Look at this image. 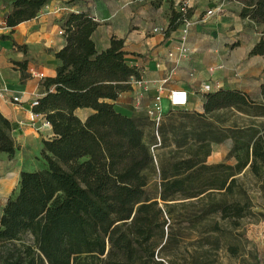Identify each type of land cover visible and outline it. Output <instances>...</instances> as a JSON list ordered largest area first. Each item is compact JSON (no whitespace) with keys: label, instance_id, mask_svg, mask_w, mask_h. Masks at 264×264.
I'll list each match as a JSON object with an SVG mask.
<instances>
[{"label":"trees","instance_id":"trees-1","mask_svg":"<svg viewBox=\"0 0 264 264\" xmlns=\"http://www.w3.org/2000/svg\"><path fill=\"white\" fill-rule=\"evenodd\" d=\"M50 1L14 0L7 27L35 19ZM233 1L244 6L243 19L264 27V0ZM192 15L184 3L178 11L172 4L168 33L186 25ZM98 26L85 13H72L65 20L66 45L55 54L60 63L57 76L45 81L44 95L34 109L56 138L44 142L45 165L39 173L43 199L52 214L27 223L29 242L7 237L0 218V264H165L157 260L168 226L164 215L181 218L184 215L176 217L175 209L188 207L174 203L194 199L202 218L219 214L224 220H239L247 215L249 204L214 201L213 192L233 196L236 177L247 168L264 178V133L234 144L230 155L237 160L235 166L208 165L205 160L212 143L221 139L210 118L225 109L256 107L248 94L240 90L207 94L203 114H180V131L175 130L178 120L164 129L162 122L159 127L149 123V117H127L112 102L131 89L129 83L140 79V71L125 61L122 40L113 38L111 47L99 52L93 40ZM250 56L264 58V31ZM261 97L264 100V85ZM78 111L92 113L83 120ZM151 128L154 140L146 137ZM157 149H169L171 159L159 169L158 189L150 190ZM17 150L13 124L0 112V156L14 157ZM64 151L87 160L84 178L103 172L96 186L84 187L77 174L63 166L59 155Z\"/></svg>","mask_w":264,"mask_h":264},{"label":"crops","instance_id":"crops-1","mask_svg":"<svg viewBox=\"0 0 264 264\" xmlns=\"http://www.w3.org/2000/svg\"><path fill=\"white\" fill-rule=\"evenodd\" d=\"M211 1L209 4L208 2ZM14 0H0V112L13 124L17 144L16 179L28 172L33 159L40 158L44 142L52 139V128L43 129V119L31 122L30 102L37 95H44L43 84L57 76L60 66L55 54L66 45L64 24L68 15L85 13L93 18L98 28L93 35L99 52L111 47L116 38L124 42L125 61L140 71V79L130 81L131 89L112 102L116 110L137 119H149L161 92L163 95L162 126L167 128L179 121L180 114H203L207 94L221 90H240L243 85L233 79L239 53L231 43L246 24L243 5L233 0H51L31 21L9 28L6 16L12 11ZM185 3L192 10L190 26H180L168 33L171 5L178 11ZM228 8H234L231 19ZM212 11V15L207 13ZM224 11L222 16L220 12ZM256 27V26H255ZM233 29V31H232ZM159 30V32H155ZM187 33L184 34V31ZM219 30L229 32L227 40L216 36ZM162 31V32H161ZM262 35H254L249 47L260 42ZM221 42L230 45V54L223 57L218 51ZM186 50V53L182 51ZM250 65H260L264 70V58L251 56ZM258 70V69H257ZM44 75V79L38 75ZM253 74H257L254 71ZM264 75V73H263ZM264 81L259 85L261 89ZM210 87L207 92L206 87ZM247 89L248 86H245ZM183 90L189 95L185 109L172 110L168 101L171 91ZM14 97H21L22 104H15ZM85 111L83 120L91 115ZM153 124L152 120H148ZM154 140V128L146 130V137ZM161 147V139L157 134ZM165 149L157 150V152ZM212 154L208 159H212ZM214 163V161H210Z\"/></svg>","mask_w":264,"mask_h":264},{"label":"rangeland","instance_id":"rangeland-1","mask_svg":"<svg viewBox=\"0 0 264 264\" xmlns=\"http://www.w3.org/2000/svg\"><path fill=\"white\" fill-rule=\"evenodd\" d=\"M226 11L232 19L234 8H228ZM223 14L224 11L219 13L220 16ZM263 31L264 27L246 24L242 31L239 30L237 39L231 43L232 48H237L239 53L233 79L238 85H243L240 91L248 94L257 106L243 111L221 110L210 118L221 139L212 143L211 153L214 155L212 154L211 160L205 159L208 165L226 163L235 166L237 160L230 155L234 144L238 140H250L253 133H264V100L259 88L264 81V75L262 72L259 74L260 65H250L251 56L248 53L254 35L260 36ZM215 35L221 36V41H225L229 37V32L219 30ZM218 51L223 57L228 56L231 52L230 45L221 42V49ZM254 71H257V74H253ZM84 114L85 111L77 112V116L81 118H84ZM178 118L176 131L181 130L183 121H180L182 115ZM54 139L55 136L48 141ZM61 144V140L57 139V145ZM169 152V149L155 152L157 172L150 182V190L158 189L161 177L159 169L171 159ZM16 157H9L6 154L0 156L1 229L13 240L22 239L29 242L32 236L26 231L27 223L34 219H47L52 214L51 206L45 202L41 191L43 181L39 173L43 170L45 162L42 156L33 159L29 171L22 172L20 177L18 174L15 179L13 173L17 167ZM59 158L63 166L77 174L84 187L96 186L100 175L103 174L100 171L95 178H84L82 171L87 160L72 151L61 152ZM236 178L238 188L233 196L222 197L215 191L212 198L214 201L223 199L229 204L248 203L247 215L239 220H224L219 214L202 218L196 200L174 203L186 204L188 207L185 210L180 207L175 209L176 217L184 215L181 218L171 219L164 215L168 226L165 228V238L157 251L158 261L165 264H264V178L254 175L249 168Z\"/></svg>","mask_w":264,"mask_h":264},{"label":"built area","instance_id":"built-area-1","mask_svg":"<svg viewBox=\"0 0 264 264\" xmlns=\"http://www.w3.org/2000/svg\"><path fill=\"white\" fill-rule=\"evenodd\" d=\"M184 8H189V6L187 4L184 3ZM212 15V11H209L207 13V16ZM186 26L189 27L190 26V22L186 23ZM155 32H159V30H155ZM162 32V31H161ZM187 33V30L184 31V34ZM61 35H64V32L61 33ZM183 53H186V50L182 51ZM38 78L40 79H44V75H38ZM207 92L210 91V87H206L205 89ZM163 95L164 93L161 92L159 94V96L156 99V103L153 106V108L148 112V117L155 123L156 127H159L164 113H163V105H162V101H163ZM43 97V95H37L31 102H30V108L32 110L31 112V122L35 123L36 120L38 119H43V117H41L40 115H37L36 113H34V109L36 107L39 106V101L40 99ZM168 101L170 104V107L172 110H179V109H185L187 108L188 104H189V95L186 91L183 90H175V91H171L168 95ZM13 102L15 104H22V99L21 97H14L13 98ZM45 121V120H44ZM45 128H52L51 125L49 123H47L46 121L43 123V129Z\"/></svg>","mask_w":264,"mask_h":264},{"label":"water","instance_id":"water-1","mask_svg":"<svg viewBox=\"0 0 264 264\" xmlns=\"http://www.w3.org/2000/svg\"><path fill=\"white\" fill-rule=\"evenodd\" d=\"M89 116H90V115H89ZM89 116H88V117H89ZM88 117H87V118H88ZM87 118H86V119H87Z\"/></svg>","mask_w":264,"mask_h":264}]
</instances>
